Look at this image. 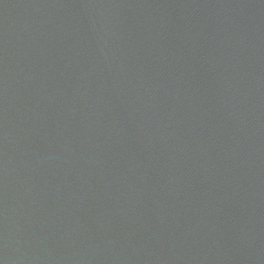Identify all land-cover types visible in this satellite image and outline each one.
Listing matches in <instances>:
<instances>
[{"label":"water","instance_id":"95a60500","mask_svg":"<svg viewBox=\"0 0 264 264\" xmlns=\"http://www.w3.org/2000/svg\"><path fill=\"white\" fill-rule=\"evenodd\" d=\"M0 264H264V0H0Z\"/></svg>","mask_w":264,"mask_h":264}]
</instances>
